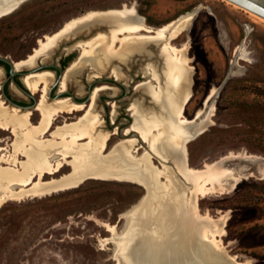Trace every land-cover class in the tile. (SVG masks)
Returning a JSON list of instances; mask_svg holds the SVG:
<instances>
[{
  "label": "rangeland",
  "instance_id": "rangeland-1",
  "mask_svg": "<svg viewBox=\"0 0 264 264\" xmlns=\"http://www.w3.org/2000/svg\"><path fill=\"white\" fill-rule=\"evenodd\" d=\"M124 5L135 7L138 16L151 27L197 10L185 32L172 41L178 48L187 45L184 62L192 74V97L184 115L193 122L185 129L196 132L197 137L194 135L186 144L188 164L207 169L225 160L219 167L240 176L234 189L211 192L201 197L197 206L202 215L225 217V234L219 238L228 255L240 262L264 264V22L253 21L248 12L225 0H28L0 19V56L13 62L24 59L38 39L56 32L68 20L89 11ZM109 18L91 23V33L87 29L90 22L84 24L77 40H63L52 59L38 70H56H51L55 79L48 89L49 99L56 98L66 74V95L77 97L85 105L91 103L93 92L108 87L98 90L96 112L102 116L106 130L117 132L109 142L111 147L126 137V130L134 123L132 105L138 108L140 117H149L153 112L164 114L148 91L165 86L167 68L162 45L152 43L140 55L130 56L125 51L122 56L126 60L120 58L124 51L120 44L109 61L97 50L72 69L73 62L82 58L80 47L89 37L99 32L110 35L111 27L102 22ZM238 47L247 53L246 59L241 60ZM66 58L70 60L62 70L61 62ZM98 58L103 62L101 69L95 66ZM0 68V87H4L0 100L9 108L21 104L20 110L35 111L41 92L32 94L26 88L22 81L25 74L8 77L1 63ZM16 81L24 85V91L16 87ZM39 117L37 113L33 123H38ZM72 118H61L57 125ZM11 137L10 132H0V140H5L0 144L10 145L14 140ZM140 145L142 154L147 147L142 142ZM245 155L258 158H239ZM155 163L159 164L157 160ZM144 195L142 187L130 182L90 179L66 192L9 201L0 207V264H117L116 246L103 242L112 237L106 225H114L122 234L128 219L121 215ZM204 222L201 224L214 228V223Z\"/></svg>",
  "mask_w": 264,
  "mask_h": 264
},
{
  "label": "bare ground",
  "instance_id": "bare-ground-1",
  "mask_svg": "<svg viewBox=\"0 0 264 264\" xmlns=\"http://www.w3.org/2000/svg\"><path fill=\"white\" fill-rule=\"evenodd\" d=\"M26 1L0 0V19L12 14ZM232 6L240 8L235 4ZM195 11L159 27L149 26L138 16L135 7L124 5L119 9L89 11L38 39L26 58L12 61L14 72L26 70L20 73L25 74L22 81L26 88L32 94L41 92V98L33 112L22 111L18 106L6 107L0 100V132H10L14 138L10 145L0 144V207L9 201L20 202L66 192L90 179L130 182L142 187L145 195L121 215L128 219L125 231L119 234L114 225H106L112 237L103 240L116 246L114 258L117 264H250L249 261H238L225 251L219 238L225 234V217L213 219L207 214L202 215L197 206L198 200L211 192L234 189L240 176L219 167L225 160L209 165L207 169L192 168L188 164L186 144L197 134L185 129L193 122L184 115V108L192 97V74L184 62L187 45L178 48L172 41L185 32ZM245 11L253 21L264 22ZM102 17H110L102 21L111 27L110 35L99 32L89 37L80 47L82 58L73 62L72 69L86 55L97 50L109 61L118 44L124 50L120 53L121 58L125 51L130 56L140 55L152 43L162 45L167 68L165 86L159 85L148 91L152 102L160 104L164 114L157 116L153 112L149 117H140L138 108L132 105L130 111L134 123L126 130V137L111 147L109 142L117 132L106 130L102 116L96 112L98 90L108 87L93 92L91 103L85 105L77 97L70 99L66 95L69 93V76L66 74L56 98L49 99L51 89L49 92L48 89L55 79L54 72L38 70L41 64L46 65L52 59L63 40H77L87 22H90L87 29L91 33V23ZM237 50L241 51V60L246 59L243 48ZM122 59L126 60L125 57ZM96 61L98 65L95 66L101 69L102 60ZM1 77L0 68V80ZM214 92L208 96L206 104ZM36 112L40 117L35 124ZM113 112L115 120L117 114L115 110ZM200 115L201 112L197 117ZM66 117H73L72 121L65 119L64 124L57 125ZM4 141L2 139L0 143ZM141 142L147 147L142 154L139 153ZM239 158L258 157L245 155ZM63 170L68 172L56 176ZM202 220L214 223V228L202 225Z\"/></svg>",
  "mask_w": 264,
  "mask_h": 264
},
{
  "label": "water",
  "instance_id": "water-1",
  "mask_svg": "<svg viewBox=\"0 0 264 264\" xmlns=\"http://www.w3.org/2000/svg\"><path fill=\"white\" fill-rule=\"evenodd\" d=\"M228 1L232 4H235L239 6L240 8H243L244 10H247L256 16L264 19V0H225ZM197 13V10L195 11V14ZM0 62L6 64L9 68V76L13 77L16 76L17 74H20L18 72L13 71V63L12 61L8 60L6 57L0 56ZM51 67V66H50ZM61 75V73H60ZM228 76L226 77V79ZM16 105V104H15ZM18 106V105H16ZM22 108V106H18ZM206 130V127H205ZM197 137V135H196Z\"/></svg>",
  "mask_w": 264,
  "mask_h": 264
},
{
  "label": "flooded vegetation",
  "instance_id": "flooded-vegetation-1",
  "mask_svg": "<svg viewBox=\"0 0 264 264\" xmlns=\"http://www.w3.org/2000/svg\"><path fill=\"white\" fill-rule=\"evenodd\" d=\"M2 66H3V69H4V72H6L7 74H8V77H10L9 76V69L5 66V65H3L2 64ZM50 70H53V71H55L56 72V70L55 69H50ZM20 84H21V82H19ZM15 85H16V87L19 89V90H22V91H24L23 90V87H24V85L22 86V84H21V87L17 84V82H15L14 83ZM25 88V87H24ZM0 91L3 93L4 92V87H2V85H1V87H0ZM65 95V94H64ZM16 105H18V104H16ZM19 106V105H18Z\"/></svg>",
  "mask_w": 264,
  "mask_h": 264
},
{
  "label": "trees",
  "instance_id": "trees-1",
  "mask_svg": "<svg viewBox=\"0 0 264 264\" xmlns=\"http://www.w3.org/2000/svg\"><path fill=\"white\" fill-rule=\"evenodd\" d=\"M147 22H148V20H147ZM69 60H70V58H66V60H64V61H62L61 63V69L63 70L64 68H66V66H67V63L69 62ZM1 64H3V65H5L7 68H8V66L6 65V64H4V63H2V62H0ZM9 69V68H8ZM59 72H60V70H59ZM17 82V81H16ZM17 84L21 87V84L19 83V82H17ZM53 93V92H52ZM19 106H22L21 104H18Z\"/></svg>",
  "mask_w": 264,
  "mask_h": 264
}]
</instances>
